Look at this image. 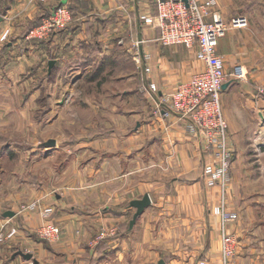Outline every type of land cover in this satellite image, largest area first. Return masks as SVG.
Wrapping results in <instances>:
<instances>
[{"label": "crops", "instance_id": "1", "mask_svg": "<svg viewBox=\"0 0 264 264\" xmlns=\"http://www.w3.org/2000/svg\"><path fill=\"white\" fill-rule=\"evenodd\" d=\"M61 3L73 11L69 34L78 35V70H89L90 85L114 89L120 82L127 93L133 75L135 89L145 94L136 113L127 110L126 101L117 110L122 114L96 110L90 127L82 124L78 130V154L56 167L36 147L0 144V227H18L0 249V264H221V221L214 210L220 191L203 178V163L211 157L187 131L186 121L162 104L163 95L200 63L184 45L162 47L155 41L159 29L140 15L156 14L157 0H0V38L7 33L11 40L0 45V139L18 135L11 124L30 121L27 125L35 127L27 105L19 111L12 107L21 89L33 88L35 72L48 65L43 78L51 84L70 68L67 52L75 51L60 49L50 69L51 45L25 37ZM219 7L226 22L239 15L249 19L248 26L227 30L218 44L227 73L237 64L248 73L244 81L230 77L222 93L234 150L227 208L239 214L228 223L239 239L231 264H264V95L258 91L264 88V0H220ZM146 53L151 59L144 62ZM115 66L121 75L116 78ZM30 71L31 81L25 80ZM151 82L157 92L143 90ZM146 194L151 205L130 228L136 212L131 202ZM36 199L52 205L54 213L22 211L20 203ZM7 210L14 215L6 216ZM46 220L62 226L60 241L39 235ZM103 228H116L117 234L99 239Z\"/></svg>", "mask_w": 264, "mask_h": 264}, {"label": "built area", "instance_id": "2", "mask_svg": "<svg viewBox=\"0 0 264 264\" xmlns=\"http://www.w3.org/2000/svg\"><path fill=\"white\" fill-rule=\"evenodd\" d=\"M47 1V0H43ZM157 13L141 14L140 19L147 25L157 27L159 34L155 41L162 47L184 45L194 50L200 67L187 80L180 81L169 93L163 95L162 104L179 118L186 121L188 132L200 139L201 147L210 155L203 163V178L208 187H218L220 203L215 213L221 221V264H231L239 246L238 237L228 230V223L239 219L236 211L227 208L226 191L231 182V166L234 150L229 140V123L222 106L224 85L230 80H247L245 68L237 64L227 73L218 44L230 28L249 25L246 16L239 15L226 22L220 12V0H157ZM73 19L67 4H59L53 13L30 29L25 37L30 40H44L58 28H66ZM61 30V29H60ZM7 33L1 37L4 38ZM150 54H144L143 61H149ZM141 59V64L143 63ZM146 71L151 68L146 65ZM148 90L157 92L155 83L148 84ZM264 95V88L258 89ZM30 208L32 206L30 205ZM54 212L53 207H45L43 215ZM113 234L117 233L112 228ZM18 233V227L3 224L0 227V249ZM47 241L61 238V229L54 223L44 221L38 230ZM199 264H206L201 260Z\"/></svg>", "mask_w": 264, "mask_h": 264}, {"label": "rangeland", "instance_id": "3", "mask_svg": "<svg viewBox=\"0 0 264 264\" xmlns=\"http://www.w3.org/2000/svg\"><path fill=\"white\" fill-rule=\"evenodd\" d=\"M56 3L57 2H55V4ZM58 5L59 4L55 5L54 7L52 6L49 12L53 13ZM74 19L75 17L73 16L72 22L66 28H58L46 39L32 41L36 44L41 43L38 41H44L45 46H48V44L51 45V60H54L56 55H59L60 49L64 51V54L70 50L75 51L67 52L70 53L68 54V57H71L70 62H67L70 68H66L64 71H62L61 80L58 77L57 81H52L51 84L48 83L47 79L45 81V78H43L46 77V69L48 65H46L45 71L42 70L40 73L35 72L37 77L35 76V81L32 85L33 88L31 87L30 89H21L20 92H18L21 96V99L13 102V104L16 103L18 105L12 106L13 109L15 108L17 111H19L20 108L24 107V105H27L31 117H35V127H30V121L22 125H19V123L11 124V130L17 131L15 133L18 135H12V137L8 136L9 134L6 135L5 133L3 134L2 139H0V144L2 146L14 144L17 145V147L19 146L21 149L36 147V152H39V156L46 159L50 158L53 162H51V164H54L55 167L61 163L60 160H65L66 163L70 159L72 155L71 153H77L75 150L78 149V130L81 129L80 127L82 124H87V126H85L87 128L90 127L91 119L96 117V114H98L96 110L101 108H104L103 110L114 108L116 113L122 114L117 112V110L120 111L123 108V103L121 101H126L124 104L129 105L127 110L130 113H136L140 105L139 101H142L143 98L141 97V93L145 94L140 90L135 89V76L133 75L130 77L131 87L127 93H124V87L122 84H120V82L114 84V89L106 88V84L104 87H98L97 84H95V87L90 85V81L88 79V75L90 73L88 72L89 70H78V35L72 33L69 34V29L73 27L75 22ZM9 42H11V40L8 38V36L2 39L0 38L1 47H5V45ZM44 48L47 49L46 47ZM60 58L63 59V56H60ZM65 60H67V57ZM133 61L141 64V59L138 57H135ZM118 72L119 68L115 66V78L117 76H121L118 74ZM78 73H80V76ZM33 74V71L27 72L25 74V80L30 77L31 81ZM78 77L79 80H81L79 83ZM110 80L111 79H109V81ZM110 85L111 84L109 83V87ZM143 90H148L147 86ZM88 99H91V101ZM33 106L34 108H32ZM95 120L98 121L97 118H95ZM134 126L137 127V123H135V121L132 122V128ZM35 140L36 142L34 144ZM50 140H55V144L53 146H49L47 144ZM55 152L56 154L54 155V158L53 153ZM262 176L264 178V170ZM7 181H9V179ZM227 192L228 189L226 194ZM30 205L32 208H30ZM19 206L22 208V211H38L41 215H43V210L48 205L42 199H36L30 202L20 203ZM49 206L52 207V205ZM55 225L61 229V238L54 241L58 242L62 239L63 228L57 222H55ZM109 235H114L112 228H103L100 231L98 238L103 239Z\"/></svg>", "mask_w": 264, "mask_h": 264}, {"label": "water", "instance_id": "4", "mask_svg": "<svg viewBox=\"0 0 264 264\" xmlns=\"http://www.w3.org/2000/svg\"><path fill=\"white\" fill-rule=\"evenodd\" d=\"M2 20H3V18H2V16H0V22H1ZM54 64H55V61H54V60H51V61L49 62L50 69L53 68ZM226 86H227V85H224V88H225ZM47 144H48L49 146H53V145L55 144V140H50V141H48ZM150 204H151V198H150V195H149V194H146L142 199L134 200V201L131 202V206H133V207L136 208V212L134 213L133 218H132L131 221H130V225H129L130 228H133V226L135 225V223H136L138 217H139L140 215L143 214V212L145 211V209H146L147 207H149ZM5 215H6V216H13L14 213L11 212V211H7V212L5 213ZM19 253H20L22 256H24L25 258H27V259H31V258L33 257V255L30 254V253H23V252H19ZM161 264H163L162 261H161Z\"/></svg>", "mask_w": 264, "mask_h": 264}, {"label": "trees", "instance_id": "5", "mask_svg": "<svg viewBox=\"0 0 264 264\" xmlns=\"http://www.w3.org/2000/svg\"><path fill=\"white\" fill-rule=\"evenodd\" d=\"M43 18H44V17H43ZM43 18H41V19H43ZM41 19H40V22H41ZM36 25H37V24H36ZM34 26H35V25H34ZM34 26H33V27H34ZM33 27H31L30 29H32ZM30 29H29V30H30ZM29 30H28V31H29ZM28 31H27V32H28ZM27 32H26V33H27ZM26 33H25V34H26Z\"/></svg>", "mask_w": 264, "mask_h": 264}]
</instances>
